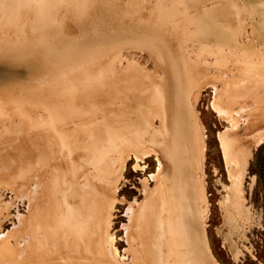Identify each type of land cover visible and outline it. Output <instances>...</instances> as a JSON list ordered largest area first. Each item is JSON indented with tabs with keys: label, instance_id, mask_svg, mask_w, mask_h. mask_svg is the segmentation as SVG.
<instances>
[{
	"label": "rangeland",
	"instance_id": "374dc122",
	"mask_svg": "<svg viewBox=\"0 0 264 264\" xmlns=\"http://www.w3.org/2000/svg\"><path fill=\"white\" fill-rule=\"evenodd\" d=\"M195 246L264 264V0H0V264Z\"/></svg>",
	"mask_w": 264,
	"mask_h": 264
},
{
	"label": "bare ground",
	"instance_id": "6f19581e",
	"mask_svg": "<svg viewBox=\"0 0 264 264\" xmlns=\"http://www.w3.org/2000/svg\"><path fill=\"white\" fill-rule=\"evenodd\" d=\"M67 42V41H66ZM69 43V42H68ZM67 43V44H68ZM39 45V46H38ZM37 46H38V48L36 47V50H34L36 53H43V52H45V53H47L48 54V57L49 58H51L52 60H57V58H59V57H61L62 55L61 54H59V51L61 50V49H63V46H62V44L60 45L59 43H56L55 42V44H53V45H49L48 47L47 46H42V44H40V43H38L37 44ZM68 49L66 48V51H67ZM67 53V56L70 58V59H72V58H74L75 57V55H76V52L73 54H71V53H69V51L68 52H66ZM171 76H172V74H171ZM172 78V77H171ZM168 82H169V80H168ZM175 92V91H174ZM168 93V92H167ZM172 93V92H171ZM170 93V94H171ZM169 95V94H168ZM173 95V94H172ZM171 95V96H172ZM170 98V97H169ZM169 98H167V99H169ZM173 99H174V97H173ZM172 100V99H171ZM170 102V101H169ZM171 105V104H170ZM177 107L176 108H178V109H176L175 107H174V105H173V107L176 109V110H179L180 108H181V106H183V103L181 102V101H179V103H178V105H176ZM172 109H170V111H171ZM175 110V111H176ZM243 110V109H242ZM170 111H169V113H170ZM178 112V111H177ZM179 115V114H178ZM170 116V115H169ZM176 116V115H175ZM170 118V117H169ZM169 118H168V120H169ZM170 121V120H169ZM179 121V120H178ZM262 122V121H261ZM171 122H169L168 124H169V126H171V124H170ZM171 128V127H170ZM177 128V127H176ZM170 131H171V129H170ZM176 133V132H175ZM171 134V133H170ZM177 134V133H176ZM183 135V134H182ZM177 136V135H176ZM204 148V147H203ZM161 151V150H160ZM174 151V150H173ZM177 153H178V155H179V157H180V153H179V150H177ZM240 154V153H239ZM162 155V154H161ZM172 158V157H171ZM178 160H180V158H178ZM174 169H175V163H174V167H173ZM164 170H166L165 168H164ZM176 170V169H175ZM166 173H167V171H166ZM176 173V172H175ZM168 175L170 176V173L168 172ZM171 177V176H170ZM171 179H172V177H171ZM172 181H174L173 179H172ZM158 182V181H157ZM175 183V182H174ZM177 191V189L174 187V195H175V197H176V202L178 201V197H179V194H178V196H177V193H176V191ZM154 193H156V192H154ZM184 194V193H183ZM157 196V195H156ZM155 196V197H156ZM162 199V198H161ZM160 200V199H159ZM158 200V201H159ZM160 203H161V201H160ZM142 204V203H141ZM161 206V204H155V206L153 207V209H151L152 210V213H153V221H152V225L154 226V230H155V232H156V234H154L153 235V233H152V235H153V237L152 238H154L155 240L157 239V234L159 233V221H160V218L162 217V213H161V208H162V206ZM143 209V208H142ZM162 209H164V208H162ZM61 216V215H60ZM152 216V215H151ZM59 219H61V218H59ZM64 219V220H63ZM62 220L63 221H65V218H63ZM187 220H188V224L190 223V219H188V218H186ZM185 219V220H186ZM133 220V217H132V219H131V221ZM185 220H183L184 221V223L186 222ZM133 222H135V221H133ZM137 222V221H136ZM184 223H183V225H184ZM136 224V223H135ZM146 225V224H145ZM144 225V226H145ZM187 225V223L185 224V226ZM185 228V227H184ZM185 229H187L188 230V228H185ZM189 229H190V234L192 235L191 237H197V235L194 233V231H192V229L189 227ZM59 231H60V229H59ZM67 231V230H66ZM186 231V230H185ZM64 232V231H63ZM139 232V231H138ZM60 233V232H59ZM71 233V232H70ZM73 233V232H72ZM151 233V232H150ZM150 233H148V231L145 229V227H143V225L141 226V229H140V234H141V239H143L144 241H146L145 243H143V245L141 246V248H140V252H141V257H142V260H143V258L145 257V256H148L147 258H149V257H151V255H152V253H153V251L155 250V245L154 246H148V244L147 243H150V241L148 242V239H151V236L149 235ZM65 234V233H64ZM63 234V235H64ZM61 235H62V233H61ZM156 235V236H155ZM186 238V237H185ZM180 241V240H179ZM187 242V241H186ZM154 243H155V241H154ZM142 244V243H141ZM195 245V244H194ZM197 245V244H196ZM183 247V246H182ZM177 250V249H176ZM193 250H194V254H199V255H201V256H203V258L205 259V263H202V262H196L195 261V263L196 264H210V262L207 260V258L205 257V255H204V252H203V250H202V248L200 249H198L196 246L193 248ZM192 250V251H193ZM185 251V250H184ZM191 251V250H190ZM190 251H188L187 250V252L189 253ZM156 253V252H155ZM171 253V252H170ZM170 253H169V255H170ZM174 253V252H173ZM154 254V253H153ZM176 254H178V253H176ZM176 254H175V256H173L174 257V259L175 260H173L174 262H175V264H179V262H178V260L179 261H182V259H181V257H180V255H178V256H176ZM184 255V254H183ZM154 257L156 256L155 254L153 255ZM170 258V257H169ZM145 259V258H144ZM149 259H153L152 257L151 258H149ZM184 259V258H183ZM154 260H155V263L157 262L156 260L157 259H155L154 258ZM152 261V260H151ZM167 261H169L168 259H167ZM166 261V262H167ZM171 261V260H170ZM169 261V262H170ZM145 262V264H147V261L145 260L144 261ZM144 262H143V264H144ZM172 262V261H171ZM170 262V263H171ZM152 263H154V261L152 262ZM190 263V262H189ZM156 264H158V263H156ZM167 264H169V263H167ZM181 264V263H180ZM192 264V263H191Z\"/></svg>",
	"mask_w": 264,
	"mask_h": 264
}]
</instances>
